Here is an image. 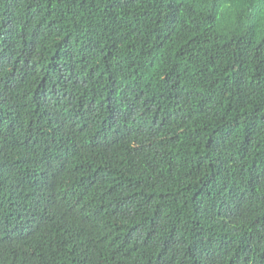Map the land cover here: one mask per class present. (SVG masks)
I'll use <instances>...</instances> for the list:
<instances>
[{"label":"trees","instance_id":"16d2710c","mask_svg":"<svg viewBox=\"0 0 264 264\" xmlns=\"http://www.w3.org/2000/svg\"><path fill=\"white\" fill-rule=\"evenodd\" d=\"M140 113L182 137L101 159ZM237 224L264 264V0H0V264H229Z\"/></svg>","mask_w":264,"mask_h":264},{"label":"clouds","instance_id":"9594fccd","mask_svg":"<svg viewBox=\"0 0 264 264\" xmlns=\"http://www.w3.org/2000/svg\"><path fill=\"white\" fill-rule=\"evenodd\" d=\"M80 99H90L89 93H84L83 90ZM91 102L90 99L88 103H86V107ZM162 117L163 113L157 114L156 116L140 113L124 117V119L117 121L115 126L116 132L113 137L98 139L89 145L92 146L91 148L98 150L103 154L101 155L102 159L109 150H112L121 143L130 140L133 135L143 134L148 131H157L162 135V139L167 140L169 135L172 139H180L183 134L178 137L175 131L166 127L168 124ZM132 147L135 149V158L127 166L126 171L128 172H131L134 167L138 168L141 166V159L147 161L146 165L149 166L153 172H158L165 165L172 163L170 157L161 155V153H151L142 144H138V147ZM92 168L93 164L90 161L89 165L86 163L81 164V174L86 180L87 178L89 179L90 173H92ZM68 183L69 182L62 177L58 180V185L64 190L71 188ZM235 228H237L238 231L234 234ZM253 243V234L240 225L232 227H227V225H217L213 247L217 252L228 256L229 264H240L244 261L247 258L248 250Z\"/></svg>","mask_w":264,"mask_h":264}]
</instances>
